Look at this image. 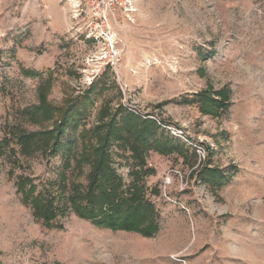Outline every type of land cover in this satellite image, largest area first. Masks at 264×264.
I'll return each instance as SVG.
<instances>
[{
  "label": "rangeland",
  "instance_id": "rangeland-1",
  "mask_svg": "<svg viewBox=\"0 0 264 264\" xmlns=\"http://www.w3.org/2000/svg\"><path fill=\"white\" fill-rule=\"evenodd\" d=\"M57 4L0 0V264H264V0H135L133 22L111 24L116 59L71 38ZM223 90V110L201 111L197 94ZM41 95L54 117L34 113ZM67 108L80 115L55 153L51 140L17 143ZM129 113L184 146L144 155L159 224L149 237L96 228L68 207L87 184L88 165L67 156L81 131ZM109 152L127 188L141 164L123 141ZM18 177L53 199L60 228L34 218Z\"/></svg>",
  "mask_w": 264,
  "mask_h": 264
},
{
  "label": "trees",
  "instance_id": "trees-1",
  "mask_svg": "<svg viewBox=\"0 0 264 264\" xmlns=\"http://www.w3.org/2000/svg\"><path fill=\"white\" fill-rule=\"evenodd\" d=\"M25 75L36 76L37 73L24 71ZM91 89V88H89ZM88 94L85 96L87 99ZM199 103L203 105L204 113L217 114L223 110L228 101L225 90L209 94L203 91L197 94ZM214 111L210 112L209 107ZM59 113L57 108L48 104L44 96H40L39 104L34 113L52 116ZM79 111L67 108L60 113L59 118L51 129L32 134H19L16 141L21 147L29 143L43 139L51 140L52 152L60 147V139L65 133L68 123H75V117ZM160 127L152 120H142L133 114H125L122 120L115 122L113 119L104 121L102 118L95 126L81 131L80 151L72 157L76 166L81 169L88 165L87 184L84 188L74 187V191L68 196V207L75 216L90 222L99 229L112 232L125 231L149 237L159 231V224L154 218V207L145 199V188L142 178L153 173L151 169L144 168V155L149 150L160 154L172 153L179 146L175 138L158 135ZM123 141L131 151L132 156L140 162V168L132 175L131 184L124 188L122 180L117 176L112 167L109 148L113 142ZM5 143V141H4ZM75 156V157H74ZM68 166V160H66ZM16 190L21 195L22 203L32 211L34 218L40 220L48 228H60L56 222L63 213L53 204V199L44 192L37 190L33 180L27 177L16 179Z\"/></svg>",
  "mask_w": 264,
  "mask_h": 264
},
{
  "label": "built area",
  "instance_id": "built-area-1",
  "mask_svg": "<svg viewBox=\"0 0 264 264\" xmlns=\"http://www.w3.org/2000/svg\"><path fill=\"white\" fill-rule=\"evenodd\" d=\"M62 1L69 12V32L94 43L107 44L108 56L118 58L119 53L112 45L115 35L111 31V24L132 23L136 13L135 0Z\"/></svg>",
  "mask_w": 264,
  "mask_h": 264
},
{
  "label": "crops",
  "instance_id": "crops-1",
  "mask_svg": "<svg viewBox=\"0 0 264 264\" xmlns=\"http://www.w3.org/2000/svg\"><path fill=\"white\" fill-rule=\"evenodd\" d=\"M56 1H58V4H57V7H56V9H57V15L60 17V13L64 16L63 17V21L65 20V21H68V30H67V32H69V29H70V27H71V25H70V21H69V17H67V19L68 20H66V15H67V13H68V11H67V8L64 6V3H63V6L65 7H63V8H61V7H59L58 5L60 4V2H63L62 0H56ZM63 11V12H62ZM69 34H70V37L71 38H73L74 36H73V34L71 33V32H69ZM78 38L81 40V42H91V41H89V40H85L82 36H78ZM75 39V38H74Z\"/></svg>",
  "mask_w": 264,
  "mask_h": 264
}]
</instances>
